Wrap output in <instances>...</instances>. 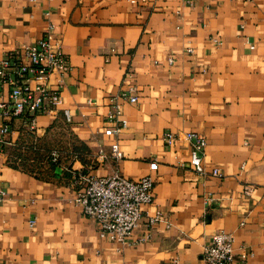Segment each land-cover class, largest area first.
I'll list each match as a JSON object with an SVG mask.
<instances>
[{
  "label": "crops",
  "instance_id": "obj_1",
  "mask_svg": "<svg viewBox=\"0 0 264 264\" xmlns=\"http://www.w3.org/2000/svg\"><path fill=\"white\" fill-rule=\"evenodd\" d=\"M48 25L70 69L59 83L50 76L62 104L36 117L31 133L21 118L0 115L9 126L0 143V264H202L219 231L232 236V264H264V0H0V58L33 46ZM129 86L137 99L121 104L127 125L105 138L107 99ZM0 94L7 105L6 86ZM165 133L176 141L165 144ZM184 133L205 138L203 176L189 164ZM80 145L84 163L72 159ZM15 148L46 159L57 151L54 175L44 157L41 174L21 170ZM88 165L97 177L152 180V201L122 244L99 238L73 204L63 168ZM213 168L222 178L208 175ZM149 218L157 220L148 227Z\"/></svg>",
  "mask_w": 264,
  "mask_h": 264
},
{
  "label": "built area",
  "instance_id": "obj_2",
  "mask_svg": "<svg viewBox=\"0 0 264 264\" xmlns=\"http://www.w3.org/2000/svg\"><path fill=\"white\" fill-rule=\"evenodd\" d=\"M35 2L37 0H29ZM249 2L250 0H244ZM132 3V1H130ZM189 6L191 0H185ZM51 26L48 25L42 37L33 45H22L21 52H11L0 58V90L7 87V105L2 102L0 94V115L4 118L16 117L22 119V128L31 133L34 129L35 118L40 115H54L62 104L58 88L49 87L51 75H56L58 83L69 72V64L65 55L59 48L51 43ZM190 53V50H187ZM168 59L167 63L171 64ZM136 89L129 86L118 94L107 99L106 123L102 135L113 138L119 131L125 129L127 123L122 118L121 104H134L136 102ZM68 121L66 112L62 113ZM9 131L6 124L0 127V143ZM182 139L188 145V160L192 170L199 176L206 172L203 169V149L206 145L205 138L195 133H184ZM162 140L171 145L176 141L174 134H163ZM110 156L119 160L121 154L116 143L109 146ZM97 156L103 157L102 150L97 151ZM60 154L50 151L47 161L55 166L59 165ZM72 159H75L72 156ZM154 164H150V169ZM70 176V185L74 189L73 204L81 214L92 219L97 226V236L109 242L122 244L128 236L138 227L141 220L140 208L152 201V180L149 176L141 177L137 181L128 180L118 173L109 176L97 177L89 173L91 166L84 170L72 171L63 168ZM213 178H222L221 172L213 168L207 172ZM250 187L243 188L244 195H248ZM5 193L0 190V203L4 200ZM157 218H149L147 226L156 222ZM33 222H29V227ZM232 236L223 231L216 233L209 245L202 250V264H232L234 253L232 249ZM247 253H240L244 260Z\"/></svg>",
  "mask_w": 264,
  "mask_h": 264
},
{
  "label": "trees",
  "instance_id": "obj_3",
  "mask_svg": "<svg viewBox=\"0 0 264 264\" xmlns=\"http://www.w3.org/2000/svg\"><path fill=\"white\" fill-rule=\"evenodd\" d=\"M84 151H85V148L82 145H80L77 148H73L71 150L75 159L81 163H84V162L80 156V153ZM11 157L13 160H18L17 165L20 167L21 170H23L24 172L28 174H41L43 171L42 170L43 166L41 164L43 157L45 158V160H47L46 157L40 154L38 151L30 150V148L25 150L23 153L19 151V148L17 149L15 148L13 150ZM45 165H46L47 171L52 173V175H54L55 165L50 164L48 161L46 162Z\"/></svg>",
  "mask_w": 264,
  "mask_h": 264
}]
</instances>
